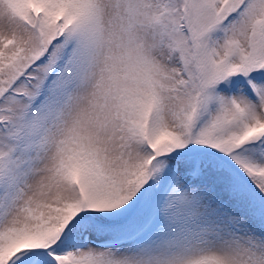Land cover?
I'll list each match as a JSON object with an SVG mask.
<instances>
[{
	"label": "snow or ice",
	"instance_id": "1",
	"mask_svg": "<svg viewBox=\"0 0 264 264\" xmlns=\"http://www.w3.org/2000/svg\"><path fill=\"white\" fill-rule=\"evenodd\" d=\"M0 264H264V0H0Z\"/></svg>",
	"mask_w": 264,
	"mask_h": 264
}]
</instances>
